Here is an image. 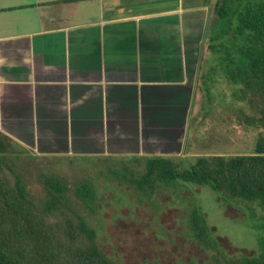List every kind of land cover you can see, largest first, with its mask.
I'll use <instances>...</instances> for the list:
<instances>
[{
  "label": "crops",
  "instance_id": "1",
  "mask_svg": "<svg viewBox=\"0 0 264 264\" xmlns=\"http://www.w3.org/2000/svg\"><path fill=\"white\" fill-rule=\"evenodd\" d=\"M217 0H0V131L46 158L187 156Z\"/></svg>",
  "mask_w": 264,
  "mask_h": 264
},
{
  "label": "trees",
  "instance_id": "2",
  "mask_svg": "<svg viewBox=\"0 0 264 264\" xmlns=\"http://www.w3.org/2000/svg\"><path fill=\"white\" fill-rule=\"evenodd\" d=\"M207 52L216 55L218 61L210 72L220 70L226 81L239 86L234 97L252 111L246 123L264 131V0H217L212 4L198 78L208 85L209 93L213 80L204 68ZM15 144L0 131V264H114L97 246L96 230L72 207L67 197L69 184L57 177L47 178L44 184L51 198L44 206L30 196L10 159L17 153ZM22 150L31 154L25 147ZM99 160L118 163L120 168L107 166V180L127 184L140 199L160 197L166 189L179 195L180 185L189 184L210 187L225 203L264 207V134L252 153L200 157L189 170H181L172 158L163 156ZM73 192L93 213V207H97L93 185L74 186ZM60 208H64L63 231L49 220ZM214 232L205 212L194 205L178 234L205 250L218 252L220 257H214V264H264V237L257 254L245 255L237 249V253L228 255L221 246L224 238H216Z\"/></svg>",
  "mask_w": 264,
  "mask_h": 264
},
{
  "label": "rangeland",
  "instance_id": "3",
  "mask_svg": "<svg viewBox=\"0 0 264 264\" xmlns=\"http://www.w3.org/2000/svg\"><path fill=\"white\" fill-rule=\"evenodd\" d=\"M205 59L204 68L213 85L208 93V85L203 80L198 83L187 135V156L171 157L181 170H189L200 157L252 153L257 139L264 134L261 128L246 123V116L252 111L247 103L234 97L239 86L226 81L220 70L210 72L217 67V56L207 52ZM14 146L17 153L10 159L30 196L44 206L51 198L44 184L47 178L57 177L69 184L71 191L67 197L72 207L96 230L97 246L114 264H214V257H220L218 252L205 250L178 234L187 224V212L194 205L205 212L216 238H224L220 241L226 254L233 255L237 249L245 255L259 252V242L264 237V207L225 203L210 187L189 184L180 185L179 195L166 189L160 197L140 199L127 184L107 180L106 168H120L116 162L94 157H39L24 152L18 144ZM85 183L95 188L97 207H93V213L73 192L74 186ZM62 210L53 212L49 219L59 231L65 226Z\"/></svg>",
  "mask_w": 264,
  "mask_h": 264
}]
</instances>
